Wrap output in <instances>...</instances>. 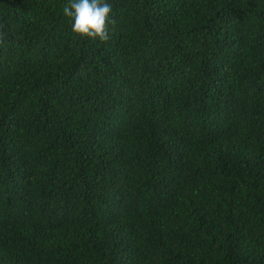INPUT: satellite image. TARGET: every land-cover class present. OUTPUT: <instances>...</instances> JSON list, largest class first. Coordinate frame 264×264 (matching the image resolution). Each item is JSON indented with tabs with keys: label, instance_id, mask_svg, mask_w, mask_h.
Listing matches in <instances>:
<instances>
[{
	"label": "trees",
	"instance_id": "16d2710c",
	"mask_svg": "<svg viewBox=\"0 0 264 264\" xmlns=\"http://www.w3.org/2000/svg\"><path fill=\"white\" fill-rule=\"evenodd\" d=\"M0 0V264H264V0Z\"/></svg>",
	"mask_w": 264,
	"mask_h": 264
},
{
	"label": "clouds",
	"instance_id": "9594fccd",
	"mask_svg": "<svg viewBox=\"0 0 264 264\" xmlns=\"http://www.w3.org/2000/svg\"><path fill=\"white\" fill-rule=\"evenodd\" d=\"M113 8L108 0H68L63 15L71 21V32L81 38L106 42Z\"/></svg>",
	"mask_w": 264,
	"mask_h": 264
}]
</instances>
